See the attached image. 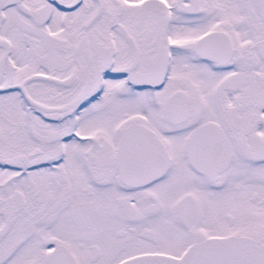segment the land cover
Returning a JSON list of instances; mask_svg holds the SVG:
<instances>
[{"label": "snow or ice", "instance_id": "1", "mask_svg": "<svg viewBox=\"0 0 264 264\" xmlns=\"http://www.w3.org/2000/svg\"><path fill=\"white\" fill-rule=\"evenodd\" d=\"M0 264H264V0H0Z\"/></svg>", "mask_w": 264, "mask_h": 264}]
</instances>
